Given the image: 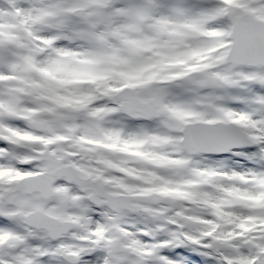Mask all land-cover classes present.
<instances>
[{"label":"snow or ice","instance_id":"1","mask_svg":"<svg viewBox=\"0 0 264 264\" xmlns=\"http://www.w3.org/2000/svg\"><path fill=\"white\" fill-rule=\"evenodd\" d=\"M0 264H264V0H0Z\"/></svg>","mask_w":264,"mask_h":264}]
</instances>
